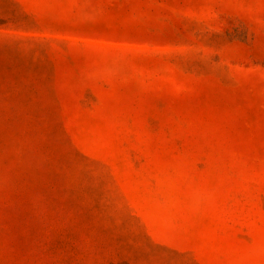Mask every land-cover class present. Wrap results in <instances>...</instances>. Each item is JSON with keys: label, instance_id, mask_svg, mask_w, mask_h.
Instances as JSON below:
<instances>
[{"label": "rangeland", "instance_id": "obj_1", "mask_svg": "<svg viewBox=\"0 0 264 264\" xmlns=\"http://www.w3.org/2000/svg\"><path fill=\"white\" fill-rule=\"evenodd\" d=\"M0 264H264V0H0Z\"/></svg>", "mask_w": 264, "mask_h": 264}]
</instances>
